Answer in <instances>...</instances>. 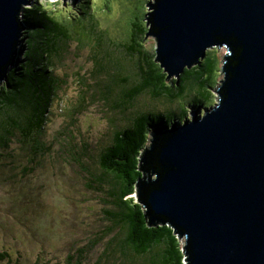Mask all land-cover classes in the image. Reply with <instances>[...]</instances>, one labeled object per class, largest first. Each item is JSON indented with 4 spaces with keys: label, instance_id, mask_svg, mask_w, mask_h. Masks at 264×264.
Listing matches in <instances>:
<instances>
[{
    "label": "water",
    "instance_id": "water-1",
    "mask_svg": "<svg viewBox=\"0 0 264 264\" xmlns=\"http://www.w3.org/2000/svg\"><path fill=\"white\" fill-rule=\"evenodd\" d=\"M32 4L0 0L2 84L18 62ZM147 6V38L157 40L168 80H180L212 49L228 53L219 103L151 134L139 181L150 227L170 224L185 240L187 264H264V0Z\"/></svg>",
    "mask_w": 264,
    "mask_h": 264
},
{
    "label": "rangeland",
    "instance_id": "rangeland-1",
    "mask_svg": "<svg viewBox=\"0 0 264 264\" xmlns=\"http://www.w3.org/2000/svg\"><path fill=\"white\" fill-rule=\"evenodd\" d=\"M73 1L33 0L32 6L43 5L67 24L72 38L53 58L59 87L44 130L30 138L19 132L8 150L0 146V264L122 263L102 257L122 229L101 156L139 112L175 108L160 106L149 93L130 100L139 63L157 57V40L145 37L146 15L152 12L147 5L154 0H89L92 10L84 17L80 5L87 0ZM132 33L135 48L143 45V59L130 55ZM210 51L221 64L216 87L200 94L204 107L196 114L202 116L219 103L228 54L225 48ZM192 116L177 121L184 124ZM134 198L139 201L140 195Z\"/></svg>",
    "mask_w": 264,
    "mask_h": 264
},
{
    "label": "trees",
    "instance_id": "trees-1",
    "mask_svg": "<svg viewBox=\"0 0 264 264\" xmlns=\"http://www.w3.org/2000/svg\"><path fill=\"white\" fill-rule=\"evenodd\" d=\"M80 9V17L89 15L92 10L89 0L81 3ZM24 19L29 29L25 32L18 62L0 90V146L4 150L10 148L17 133L30 138L44 130L59 87V81L54 77L53 58L72 38L68 25L51 16L43 5L28 7ZM77 22L84 24L81 18ZM149 31L150 28L145 29L146 38ZM135 38L132 33L130 43L134 47L128 50L131 56L139 55L143 59V45L135 48ZM102 43L103 38L99 44ZM143 60L135 77L138 85L130 94V100L137 101L149 93L154 101L161 103L160 106L175 108H150L139 112L127 129L116 133L112 145L101 156L102 171L105 178L112 179L111 194L120 212L114 218L122 229L102 257L110 262L123 260L118 264H186L181 237L170 224L150 227L144 206L134 196L139 194V181L144 177L140 169L151 134L158 128L173 127L179 118H191L192 107L193 112L204 107L200 94L208 93L214 84L216 87L221 63L217 54L210 51L200 65L186 69L180 80L170 82L156 62V56L152 60ZM118 68L124 70L120 63ZM189 97L192 101L187 104Z\"/></svg>",
    "mask_w": 264,
    "mask_h": 264
},
{
    "label": "flooded vegetation",
    "instance_id": "flooded-vegetation-1",
    "mask_svg": "<svg viewBox=\"0 0 264 264\" xmlns=\"http://www.w3.org/2000/svg\"><path fill=\"white\" fill-rule=\"evenodd\" d=\"M189 119V118H188Z\"/></svg>",
    "mask_w": 264,
    "mask_h": 264
}]
</instances>
